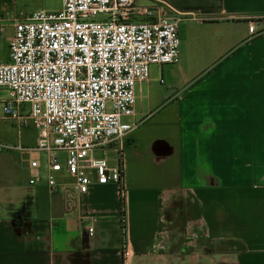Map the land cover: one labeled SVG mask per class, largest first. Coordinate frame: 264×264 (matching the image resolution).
Listing matches in <instances>:
<instances>
[{
    "label": "crops",
    "instance_id": "crops-1",
    "mask_svg": "<svg viewBox=\"0 0 264 264\" xmlns=\"http://www.w3.org/2000/svg\"><path fill=\"white\" fill-rule=\"evenodd\" d=\"M160 1L180 13V61L152 65L137 85L135 115L124 121L141 124L125 141L123 186L51 191L49 156L34 149L38 131L2 119L0 143L22 148L0 153V264H124L123 246L128 264H189L184 225L203 243L236 241L237 264H264V35L248 31L264 0ZM62 7L0 0V63L10 60L16 21Z\"/></svg>",
    "mask_w": 264,
    "mask_h": 264
},
{
    "label": "built area",
    "instance_id": "built-area-1",
    "mask_svg": "<svg viewBox=\"0 0 264 264\" xmlns=\"http://www.w3.org/2000/svg\"><path fill=\"white\" fill-rule=\"evenodd\" d=\"M62 1L59 11L16 21L10 60L0 63V89L8 93L1 110L38 131L34 149L49 156L50 190L85 195L95 184L123 186L125 141L141 124L124 118L135 115L136 88L151 66L180 61V13L160 0ZM248 31L264 35V15L250 17ZM21 148L0 143V153ZM61 174L71 182L59 181ZM122 258L129 263L126 246Z\"/></svg>",
    "mask_w": 264,
    "mask_h": 264
},
{
    "label": "rangeland",
    "instance_id": "rangeland-1",
    "mask_svg": "<svg viewBox=\"0 0 264 264\" xmlns=\"http://www.w3.org/2000/svg\"><path fill=\"white\" fill-rule=\"evenodd\" d=\"M104 16H100L98 17L99 19H102ZM10 32V29H6V31L4 32V37H8ZM8 99V93L5 89H0V123L3 122L2 119H4L5 115L3 114L1 108H2V104L4 100ZM23 109L28 112L29 106H23ZM228 111V113L226 112V115L228 117H230V115L233 113L232 109L230 107H228V109L226 110ZM208 114V110L207 109H201L197 115H201V116H205ZM31 124V123H30ZM32 126V124H31ZM179 205V208H181V205ZM177 207V206H176ZM175 208V207H174ZM177 209V208H175ZM183 235H181V239H180V243L181 244H195L197 241V244L199 246V248L201 249L200 252H193V248L192 246H189L188 248H185L181 254H187L189 261V264H196L197 262H195V258L196 254L200 253V257L201 258V262L200 264H203L204 262L206 264H237L240 261V255H241V246L234 241L231 238H227V237H223V236H219V235H212L210 237V241L203 243V239L205 238L203 235L201 236H195L196 233H200L198 231H196L195 234L191 233V231L189 230V232H186V226H182V228L179 230ZM205 240V239H204ZM194 242V243H193ZM205 244V245H204ZM191 247V248H190ZM186 250V251H185ZM192 254V256H191ZM205 259V260H204Z\"/></svg>",
    "mask_w": 264,
    "mask_h": 264
},
{
    "label": "flooded vegetation",
    "instance_id": "flooded-vegetation-1",
    "mask_svg": "<svg viewBox=\"0 0 264 264\" xmlns=\"http://www.w3.org/2000/svg\"><path fill=\"white\" fill-rule=\"evenodd\" d=\"M193 243H194V242H193ZM196 244H197V241H196L195 244H192V246H194L195 248L198 247V245H196Z\"/></svg>",
    "mask_w": 264,
    "mask_h": 264
},
{
    "label": "trees",
    "instance_id": "trees-1",
    "mask_svg": "<svg viewBox=\"0 0 264 264\" xmlns=\"http://www.w3.org/2000/svg\"><path fill=\"white\" fill-rule=\"evenodd\" d=\"M123 205H124V202H123ZM123 216H124V211H123Z\"/></svg>",
    "mask_w": 264,
    "mask_h": 264
}]
</instances>
